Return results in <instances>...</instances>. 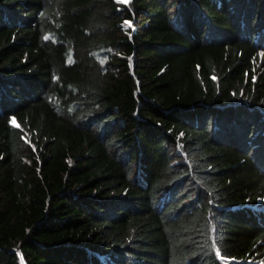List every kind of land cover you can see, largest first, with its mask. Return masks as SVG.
Instances as JSON below:
<instances>
[{
    "label": "trees",
    "instance_id": "trees-1",
    "mask_svg": "<svg viewBox=\"0 0 264 264\" xmlns=\"http://www.w3.org/2000/svg\"><path fill=\"white\" fill-rule=\"evenodd\" d=\"M22 259L264 264V0H0V264Z\"/></svg>",
    "mask_w": 264,
    "mask_h": 264
},
{
    "label": "rangeland",
    "instance_id": "rangeland-1",
    "mask_svg": "<svg viewBox=\"0 0 264 264\" xmlns=\"http://www.w3.org/2000/svg\"><path fill=\"white\" fill-rule=\"evenodd\" d=\"M118 3H121V4H125L127 3L129 0H116ZM131 24L128 22V21H125L124 23V26L125 27H129ZM14 123V122H13Z\"/></svg>",
    "mask_w": 264,
    "mask_h": 264
},
{
    "label": "water",
    "instance_id": "water-1",
    "mask_svg": "<svg viewBox=\"0 0 264 264\" xmlns=\"http://www.w3.org/2000/svg\"><path fill=\"white\" fill-rule=\"evenodd\" d=\"M21 264H25V261L22 259V262H21Z\"/></svg>",
    "mask_w": 264,
    "mask_h": 264
}]
</instances>
